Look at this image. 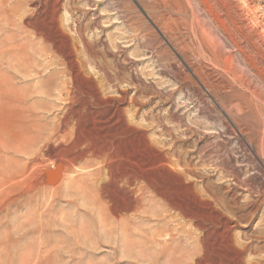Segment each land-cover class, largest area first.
Wrapping results in <instances>:
<instances>
[{
  "label": "rangeland",
  "instance_id": "rangeland-1",
  "mask_svg": "<svg viewBox=\"0 0 264 264\" xmlns=\"http://www.w3.org/2000/svg\"><path fill=\"white\" fill-rule=\"evenodd\" d=\"M17 2L13 26H0V53L7 49L0 57H31L49 87L32 95L41 80L32 74L12 82L13 95L0 94V138L30 115L55 122L66 104L62 86L84 92L81 105L118 104L139 130L140 152L149 161L166 156L184 179L164 173L196 218L147 207L115 217L127 193L112 186L99 199L96 178L85 172L97 166L82 170L92 159L62 174L58 186L41 170L23 172L31 154L0 150V264H195L201 256L203 264H264V0ZM3 62L0 81L13 80ZM17 95H30L25 106L12 102ZM85 117L79 135L70 123L58 142L95 140ZM226 221L231 232L221 227Z\"/></svg>",
  "mask_w": 264,
  "mask_h": 264
},
{
  "label": "bare ground",
  "instance_id": "bare-ground-1",
  "mask_svg": "<svg viewBox=\"0 0 264 264\" xmlns=\"http://www.w3.org/2000/svg\"><path fill=\"white\" fill-rule=\"evenodd\" d=\"M17 1L18 0H15L11 5H6V1L4 0L0 2V26H4V25L13 26L11 24V19H10L9 14H11V11L13 8H16L17 3H18ZM39 5L40 3L38 2L35 4V6L38 8H39ZM2 22H3V25L1 24ZM26 23L28 25V22ZM29 23H32V22H30L29 20ZM6 32H8V30ZM48 43H50V41ZM50 44H51L50 47L58 48V46H56L57 45L56 43L52 42ZM6 50L5 49L2 50V52L0 53V56ZM56 50L54 51L56 52ZM17 51H19L20 53L23 52L22 49H18ZM50 59H52V57ZM33 61L34 59H32L31 57H25L23 54L19 56L15 55L9 60H6L5 62H3V59L0 57V64H2L1 62H3V64H6L7 69L14 71V73L17 75L13 80L2 78V80L0 81V94L3 92L8 95L9 94L13 95V93L15 92L14 91L15 88H17L16 86H13L12 84L13 81L19 78L22 81L28 79L27 81L29 82V78L33 79L34 77L32 76V74H36L38 75V77L41 78V80L44 79V81L40 80L39 85L38 84L34 85L35 89L32 92V95H35V96L43 95V94L45 95L46 93L44 92V90L49 87V76L48 75L44 77L40 76V72L37 69L38 64L36 65L35 62L33 63ZM52 74L54 76V73ZM16 82L18 84V81ZM59 94L64 97V102H66V104L61 109L62 111L60 112L61 115L59 117H55L54 120L56 119V121L53 122L51 125H41L40 123H38L36 120L33 119L32 115H30L26 117L24 125L21 126L17 132L11 133L8 137L0 138V150L4 152L5 154L9 155V153H19L24 156L28 154L32 155L31 158L27 160V164L25 165L23 172H27L30 169L31 170H41L43 172L42 175L44 177L50 176V182L52 184H57L58 186H60L62 183L61 182L62 174H65V173L67 174V172L71 170L73 171L77 170V165L83 159L90 158L92 159V161L89 164H86L82 168V170H87L93 165L97 166L95 170L90 169L92 171L87 170L85 172H88L86 173L87 176L91 175L96 178V180L93 182L92 188L95 194H99V197H100L99 199H101V195L104 198L105 197L104 194H106V191L112 186L117 188V190L123 189L127 193L128 197L126 198L124 197V199L120 198V201H121L120 207L116 209L114 213V215H116L115 217L125 218L129 216L131 212H135L137 215L141 216V215L147 214L148 209H151V208L157 209L159 211V214L160 215L164 214L166 215L165 217H167V214L169 213V211H173L174 213L177 212V214L180 215L184 219L191 217L192 212L187 211L186 207L183 206V202L181 200L182 199L181 193H180L181 191L179 190L180 192H178L176 188H175L176 190L171 191V187L169 186L167 182V178H166L167 175H165L164 173H169V174H172L178 177L179 179L177 178V180L180 181L179 183L181 182L184 183L183 181L184 179L182 180V178L179 177L180 175H177L178 173L176 174L175 171L173 172L172 169H170L166 156L161 154L158 157V159H156V161L155 160L149 161L148 158L150 156L147 157V155L149 154L144 155L140 152L142 150L141 149L142 146L139 148L141 150H139L138 149L139 146H137L138 139L136 138L137 132L139 130L136 127H133L129 122L125 120L123 111L119 108L118 104L114 105L113 107H111L109 102H102V103L96 102V104L88 103L86 106L84 104L81 105L82 103L81 104L79 103L80 101L79 99H81L80 98L81 95H85V93L81 91L80 92L75 91V90L72 91V89L70 91L69 88L67 89V88H64L63 86L61 87ZM30 95H19V96L17 95L15 97V101L13 100L12 102L20 106H25V104L29 101ZM124 96H127V95H124ZM90 97L91 99H95L93 95H90ZM4 102L5 101H3V103ZM43 105H44V102H43ZM75 105L77 107H73ZM82 106H85V107H82ZM31 111L29 112L31 113ZM33 115L36 116V114H33ZM84 115H87L86 117H89L88 122L90 123V126H91V128L89 129V132H92V133L96 132L97 133L96 139L94 138L95 140H88V141L86 139L85 141H83L84 143L80 144L79 146L78 145L77 146L76 145H73V146L64 145L65 141L58 142L59 139L64 140V138L68 136V133L65 132V129L70 123L74 124L75 128L73 130L76 131L77 135L80 134L79 131L81 130V128L80 130H77V128L80 127L82 123H84L83 122V119H84L83 117H85ZM69 126H71V124ZM86 131L88 132V130ZM54 145L57 146L56 147L57 149L53 148ZM153 156L151 157L154 158ZM145 157H147V159ZM17 175H19V173H16L13 176H17ZM9 179L11 180V176H9ZM0 185H4V184H0ZM185 185H188L191 189L193 188L192 187L193 185L190 181L185 183ZM156 198H159L160 202L157 201ZM145 207H147L148 209H145ZM192 217L195 220L196 214L194 216L192 215ZM209 223H212V222L209 221ZM194 224L196 225V223ZM233 224L234 222L226 221V222H223V224H221V227L222 229L231 232L233 229ZM214 226H217V225L215 224ZM206 228L205 229L198 228L199 230H201V234L204 237L207 236ZM167 236L168 234L164 235L163 238H166ZM168 237L171 239V236H168ZM203 240H205V238H203ZM200 243L202 244L203 241L200 240ZM201 247L203 248V246ZM208 255L209 253L207 254V256ZM201 257H197V259L195 260V264H203L206 262Z\"/></svg>",
  "mask_w": 264,
  "mask_h": 264
}]
</instances>
